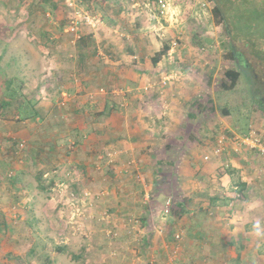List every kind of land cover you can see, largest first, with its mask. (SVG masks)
<instances>
[{
	"label": "rangeland",
	"instance_id": "1",
	"mask_svg": "<svg viewBox=\"0 0 264 264\" xmlns=\"http://www.w3.org/2000/svg\"><path fill=\"white\" fill-rule=\"evenodd\" d=\"M52 1L57 3L55 11L51 10ZM132 1L138 2L133 7L136 9L134 14L121 15L122 9L130 12ZM152 2L153 0H0V80L5 82V89L20 88L22 94L14 97L13 102L11 99L8 105L6 102L5 117L1 118L16 122L21 120L23 123L17 125L22 129L26 128V133L19 135L16 133L18 128L2 127L0 119V136L3 135L5 139L0 145V215L6 216L2 220L6 226L0 231V264H45L48 263L46 256L52 261L51 264H136L145 259L138 244L144 234L143 218H149L151 229L158 231L156 235H164L169 231L165 222L170 218L161 222L160 216L162 217V204L177 188L173 187L176 181L174 173L156 176L155 181L151 176L144 178L150 185L156 182L155 186L159 189L154 188V194L155 191H162L152 197L150 206L144 204V192L141 189L143 179L137 174H132L130 178L131 174L126 171V167L132 165L131 160L122 158L120 149L112 151L100 140L98 149L90 151V143L96 135L93 134L95 129L92 124L102 126L114 119V132L122 137H129L128 133L140 130L146 137L152 132L147 133V130L155 129L151 138L156 144L151 147L157 151L160 150L159 142H166V151L171 154V158L184 152L206 155L212 151L214 140L219 135L227 139L228 154L237 151L239 147L259 151L247 144L237 145L232 137L245 135L251 126L264 133V107L249 101L252 99L249 92L256 89L258 93L260 83L264 81V0H177L174 12L180 11L179 21L175 16L170 21H165L158 15ZM203 2L208 4L203 6ZM217 3L225 13V18L220 23L213 11ZM142 8L147 11L141 12ZM31 9L35 10L34 14H30ZM87 11L100 14L103 24L96 29L95 37L83 24L81 35L89 34L92 37L84 50L87 68L83 70L80 64L83 60L79 56V37L76 34L72 36L69 26L72 19ZM66 20L68 21L65 22ZM40 27H44L47 36L36 31V28L43 29ZM134 27L138 31H131ZM111 39L114 42L110 43ZM175 39H179V45L170 54L163 55L161 65L157 68L159 76L155 72L154 81L159 83L164 76L160 80L159 77L168 73V70H175V56L201 58L193 61L195 76L192 77H195L193 82L201 101L196 100L203 102L201 106H194L199 119H192L193 123L202 122L203 126L199 128L188 123L181 125L180 121L169 120L166 126L169 129L162 136L158 128L162 125V120L153 117L157 127L136 130L137 124L131 126L128 121H138V126H142V120H138V117L144 115L141 111L136 112L132 106L129 108L122 104L130 102L126 96L128 88L133 90L142 87L141 81L138 84L137 81H129L136 75L140 79L142 74H146L142 73L146 65L126 72L125 66L119 69L115 63L130 64L132 51H137L138 55H149V65L155 66L151 54L158 53L165 41L172 42ZM232 50L237 52L236 56L246 61V66L228 55ZM178 66H182L180 69L183 70L184 61ZM234 68L244 75L240 76L234 90H228L222 83L229 85L226 71ZM54 70L58 71V75L54 74ZM185 70L188 69L185 67ZM112 77L115 79L108 83ZM46 80L48 84H44L42 88L45 91L38 92L36 86ZM60 80L66 86L56 85ZM84 81L86 85L83 84ZM101 87L105 88V92L108 91L106 95L111 96L110 99L116 103L112 119L110 114L95 120L94 113L97 110L92 101L103 99L104 94L98 92ZM64 90L69 93L63 94ZM2 95L1 93L0 107ZM19 105H22V110L27 107L33 109L31 111H35L37 105L40 113L23 112L18 109ZM60 105L62 106L59 107ZM145 105L155 107L148 101ZM103 107L104 101L97 109L101 110ZM225 107L229 109V113L224 111ZM183 113L185 114L179 111L176 116L181 119L180 115ZM31 117L33 122L30 121ZM25 119L29 120L26 124ZM152 121L147 122L143 118V125L151 124ZM68 122L76 127L83 124L86 126L84 129L89 125L93 130H83L88 134L83 144L75 147L68 144V148L63 147L56 152L47 143L54 142L50 138L53 136L51 134H55L51 139H56L57 145L62 144L68 133L65 128ZM207 123H211L208 134L202 130ZM32 130L38 133H32ZM199 130L204 136H198ZM99 131L97 130L98 137L111 135V131L105 127L102 132ZM74 134L68 136L71 143L78 140ZM173 136L182 142L173 140ZM166 138L168 139L162 142ZM21 140L25 141L24 147L18 145ZM39 142L44 144L43 152L39 148ZM225 158L221 156L219 160L224 161ZM87 159H91L90 165L86 164L88 168L85 165ZM40 171L44 173L41 180L38 178ZM168 184L172 187H168ZM40 185L51 187V190H42ZM128 185L137 190L133 194L136 199L132 201L136 207L134 209L126 204ZM18 187H23V190ZM184 188L189 190V187ZM120 195L122 200L118 199ZM104 213L110 215L107 217ZM27 215L30 216L28 222ZM135 220L138 221V234H134L131 229ZM160 227L163 233H160ZM114 233L115 236L111 238ZM124 233L132 236L133 243L125 244L132 254L122 261L125 256L122 253V249L125 250L124 242L116 241L125 237ZM63 246L66 249L59 251L58 247ZM137 249L140 251H136ZM262 251L261 259L264 264V240ZM153 263L156 264V261Z\"/></svg>",
	"mask_w": 264,
	"mask_h": 264
},
{
	"label": "crops",
	"instance_id": "2",
	"mask_svg": "<svg viewBox=\"0 0 264 264\" xmlns=\"http://www.w3.org/2000/svg\"><path fill=\"white\" fill-rule=\"evenodd\" d=\"M137 4L138 2L132 1V8L130 7V12H125L128 11V9H122L120 14L123 16L133 15L136 11L133 7ZM119 5L122 4L119 3ZM143 11L146 12L147 10L142 8L141 12ZM178 13L180 15V11H178ZM137 27H139L138 23ZM137 27H134V30L138 31ZM38 28H36V31L41 30ZM40 28L44 29V27ZM91 31L95 37L96 31ZM111 42H114V40L111 39L110 43ZM110 48L112 49V46ZM151 56V60L153 62L155 53L151 54ZM175 57L177 58V60L173 63L175 70H168V73L159 77L160 80L163 76L168 75L173 76V79H170L168 84L162 87L160 85L161 81H159V83L158 81H154L155 72H157L159 76V70H157V68H159V64L161 65L162 59L155 66H150L149 55H138L137 51H132V58L130 60L131 63H127L125 67L127 68L126 72H128V70L130 72L131 69L134 70L135 68L141 67L140 65H146L142 71V73L146 74H142L140 78L141 80L139 79V75H136L129 81L132 83L137 81V84L141 81L142 87L133 90L128 88L126 96H128L127 99L130 102L125 101V103L122 104L128 105L129 108L132 106L136 112L141 111L144 115V117H138V120H142V126H138L140 124L138 121L135 122L134 120L133 123L128 121L131 126H133L134 123L137 124L136 126L138 128H136V130H140L139 128L151 129L153 126L157 127L158 125H154L156 124V121L153 117H158L159 120H162L160 121L162 125L158 126L160 130L159 132H162V136H164V133L167 132L166 129H169L166 127L168 126L169 120L180 121L181 125L188 123L202 128V122L201 124L193 123L192 119H199V114L196 113L197 110L194 106H201L203 102L199 103L196 100H200L197 96L199 91L197 87L194 86L195 84L193 79H195V77H192L194 75L193 65L195 63L193 61H199L201 58L190 56L189 60L186 57ZM181 61H184L185 65L183 70L180 69L182 66H178ZM185 67L188 70H185ZM165 68L167 69L168 67ZM56 73L58 75V71L54 70V74ZM149 75L150 77H148ZM113 78L114 77L109 79V81H112ZM189 80H191V82H189ZM47 81L48 80L42 81V83L38 84L36 86V90L38 92L40 90L45 91L42 90V88L44 87V84H48ZM4 83L0 80V94H3L2 107H0V119H2V116L5 117L4 111H6V102L8 105V102L10 103L11 99L13 102L14 98L8 96L9 89L7 90L4 88ZM83 84L86 85V81H84ZM56 85L66 86L65 82L61 80L60 82L57 81ZM168 85L170 87H168ZM25 86L27 87L26 84ZM10 89L16 92V97H18L19 93L22 95L20 88L12 87ZM62 93L68 94L69 92L68 90H64ZM117 94L120 93L117 92ZM34 100L32 99V101ZM96 101L93 100L92 102L96 103ZM147 101L154 104L155 107L145 105ZM155 101L156 103H153ZM36 102L38 101L36 100ZM113 103L116 104L115 102ZM23 106L25 107V105ZM37 107L38 106L36 105L35 111L38 110ZM18 109H21L23 112H33L31 111L33 109H29L27 107L22 110V105H19ZM113 111L114 110L111 111V119L114 116ZM179 111L185 112V114L183 113L180 115L181 119L179 116H176V114H179ZM143 118L146 119L147 122L151 120L153 121L151 124H145L144 122L145 125H143ZM113 120L109 123L106 122L102 124V126L98 123L92 124L95 130H100L99 132H102L105 127L107 130L111 131V135L106 137H98L97 135L93 136L94 138L89 147L90 151L98 149L97 144L100 140L104 142L103 144H105L106 147L112 149V151L116 148L120 149L122 151L121 157L125 159L128 158V161L131 160L132 165H127L126 167V171L131 174V176L129 175L130 178H132V174H137V176L141 175V179H143L144 182L143 187H141L144 192L143 203L148 204L149 206L151 204L152 197L155 194L159 195L158 192L161 193L162 191H155L154 194L153 189H159V187L155 186L156 182L150 185V182L146 183L144 178L146 176H151V179H154L156 176H161V174L166 175L173 172L176 177L173 187L177 188L174 193H172L173 195L167 196L166 200L171 198L173 201L172 207L174 205V201L183 202L185 208V213L179 216L178 214L173 215L171 209L169 216L170 219L165 222V225L168 224L167 226L169 231L164 235H156V232L158 231L151 229L149 218H143L142 232L144 234L142 235V240L138 243L141 251L138 249L136 251L143 252L142 256L145 259H142V261L138 263L155 264L153 262L156 261V264H163V261L165 260V264H262V240H264V154L260 151L246 150L239 147L237 148V151H232L226 157L229 159L228 161H230L226 172L221 163L223 161H220V157L218 156H212L208 160L205 159V155H201L200 153L189 154L184 152L176 158H171V154L166 151L165 147V144H167L165 140L169 137L162 139V142L165 143L159 142L160 150L155 151V149L151 147L156 144L151 138L154 136V132L156 131L155 129L147 130V133L150 131L152 132L146 137L144 133H140L142 130L132 134L128 133L127 135H129V137H122L114 132L116 123ZM30 121L33 122V117H31ZM21 122L23 123L21 120L16 122V120L5 118L2 119V127L18 128L19 131L17 130L16 133L23 135L26 133V128L22 129L17 125ZM27 122H29V120L25 119L24 124ZM163 123H165V125H163ZM210 125L211 123H207L206 127L202 129L203 131H206V134H208V131L211 128ZM124 126L125 125H123V127ZM79 127L86 131V129H84L86 128L85 125L82 124ZM65 128L69 131L76 128V125L69 124L68 122V125H66ZM205 128L206 130H204ZM36 131L34 132L38 133ZM258 131L262 134L261 137L264 138L263 131H261V129H258ZM34 132L32 130V133ZM10 133L11 132H9V134ZM199 134V137L204 136L201 132ZM51 135H53L51 138H54L55 134ZM177 135L179 134H176V136ZM2 138H4L3 135L2 137L0 136V145H2ZM51 138L50 141L52 140V142H57L56 139ZM175 138L176 137L173 136V140L177 141ZM232 138H235L236 143L238 138ZM96 139H98V142H96ZM177 142L182 141L178 140ZM236 144L238 145V143ZM127 145L128 147H126ZM87 160L88 161H85V165H90L91 159ZM117 162L120 163L121 161ZM0 166H2L1 159ZM121 166L122 165H120V167ZM86 168H88V165H86ZM0 169V187H2V168ZM222 169L223 171L225 170V175H221L220 171H222ZM119 171L121 172V170ZM116 172L118 173V169ZM167 186L172 187L170 184ZM234 186H238L239 191L243 189L242 195H245V198L241 199L240 197H237ZM184 187H189V190ZM18 189L23 190V187H18ZM136 191L137 190H134V187L132 189V185L126 186V196L128 197L126 198V204L133 209L136 208L135 205L132 204V201L136 200L133 195ZM237 198L240 200H236ZM118 199L122 200V195H120V197L118 196ZM1 203L2 202L0 201V205H2ZM163 207L164 204H162L161 209H163ZM1 210L2 208L0 207V211ZM117 210H119V208ZM27 217L28 219H26V221L28 222L30 216L27 215ZM2 218L5 219L6 216L4 214L0 215L1 226ZM160 219L161 222H163L164 219L161 216ZM160 229L162 228L160 227ZM160 233H163V229ZM125 235H123L125 237L117 239L116 241L124 242L125 250L122 249V253H124L125 256L122 257V261L128 256L130 257L132 254L130 248L125 245L133 243L131 238L132 236L127 234ZM139 246L137 247L139 248ZM143 250H145V252ZM126 262H128V260H126Z\"/></svg>",
	"mask_w": 264,
	"mask_h": 264
},
{
	"label": "trees",
	"instance_id": "3",
	"mask_svg": "<svg viewBox=\"0 0 264 264\" xmlns=\"http://www.w3.org/2000/svg\"><path fill=\"white\" fill-rule=\"evenodd\" d=\"M218 5H214V9H213V11L215 12V14L217 15V18H219V23L221 22V20L223 19V18H225V13H224V10H223V8H222V6L220 5L219 6V3H217ZM57 3L55 2V1H52L51 2V10H53V11H55L56 9H57ZM35 7V6H34ZM30 12H31V14H34L35 13V10L34 9H31L30 10ZM70 19V18H69ZM68 20H66L65 22H67ZM84 26L82 25L81 26V34H82V32H83V28ZM88 28V27H87ZM89 29V28H88ZM132 31H135L134 29H132ZM39 33H43L45 36H47V33H44L45 32V30L44 29H41L40 31H38ZM48 35H49V37H50V32H48ZM88 38V39H87ZM90 38H91V36L88 34V35H85V34H83V35H81V38L78 40V42H79V47H80V53H79V56H80V60H83V63H80L82 66H83V70H85L86 68H87V63H86V57H87V55H86V53L84 52V50H85V48H86V46L88 45V43H89V40H90ZM78 47V48H79ZM170 48H171V44H170V41H165L163 44H162V47H161V49H160V51H158V53H156L155 54V56L153 57V62H154V64L156 65V64H158L159 63V61L161 60V58L163 57V55H166V54H168V52H169V50H170ZM132 51V50H131ZM111 53H113V51H111ZM236 53L237 52H234L233 50L231 51V52H229V56L231 57V58H233V59H237L238 60V63H243L245 66H246V61L243 59L242 60V58H240L239 56H236ZM114 58H116L115 56H114ZM112 60H114L113 58H112ZM126 65L127 64H125L124 65V63H119V64H117V65H115L117 68H119V69H121V68H123V66H125L126 67ZM110 75V73H108V76ZM241 75H244V73L242 72V71H240V70H238V69H230V70H227L226 71V77L230 80V83H229V85L228 84H224V83H222L223 85L222 86H224L226 89H228V90H234L235 89V86H236V84H237V82L239 81V79H240V76ZM108 83L110 82L111 83V81H107ZM253 89H254V87H253ZM257 90L256 89H254V91L252 90V91H250L249 92V95L250 94H252L251 95V98L252 99H249V101L251 102V103H253V102H256V103H258V104H262L261 102H260V100H259V97H258V95H257V92H256ZM107 93H108V91H106ZM252 92H254V93H252ZM8 93H9V97H16L17 96V94H16V92L14 91V90H12V91H8ZM106 93L103 95L104 97H103V99L101 98L100 100H98V101H96V103L95 104H93V106H94V108L96 107V110H97V112H95L94 113V117L96 118L95 120H97V118L98 117H101V116H104V115H110L111 114V111L112 110H114V107H115V104L112 102V100L110 99V97L111 96H109V95H106ZM258 100V101H257ZM102 101H104V107H103V109L102 110H98L97 109V106L102 102ZM230 101V100H229ZM34 102H36V101H34ZM254 104V103H253ZM97 105V106H96ZM59 107H61V106H59ZM224 111L226 112V113H229V109H227L226 107L224 108ZM30 114H32V113H40V111H39V109L37 110V111H33V112H29ZM29 113H27L28 115H30ZM84 115V114H83ZM98 115V116H97ZM63 116V115H62ZM62 118H64V117H62ZM63 122H65V120H63ZM94 129V128H93ZM93 129H91L90 127H89V125H88V127H87V129H86V131L87 132H90L91 130H93ZM74 134L76 137H78V140H75L74 141V143H71V142H69V140H68V136L70 135V134ZM100 133V132H99ZM64 134H65V132H64ZM93 134H98V132H97V130L95 131L94 130V133ZM66 135V134H65ZM87 133H85L84 131H83V129L82 128H80L79 126H77L76 128H73V129H71V130H69L68 131V133H67V135H66V137H64V139H63V142H62V144H59V145H57L56 143L57 142H53V143H47L48 145H50V147L51 148H53V150L54 151H56L57 152V150L59 151V149L61 150V148H63V147H66V148H68L67 147V145L68 144H71L70 145V147H72V145L75 147V146H77V145H81V144H83L84 143V140L86 139V137H87ZM3 140H5L4 138H2V141ZM19 143H20V141L18 142V145H19ZM38 145H39V148H43L42 146L44 145V144H41V142H39L38 143ZM38 147V146H37ZM70 151H71V149H69ZM44 150L42 149L41 150V152H43ZM53 151V152H54ZM227 169L228 168H225V170H226V172H227ZM225 170L223 171H220L221 172V175H225ZM44 176V173H43V171H40V173L38 174V178L41 180L42 179V177ZM16 183V182H15ZM54 183V182H53ZM41 187H40V189H42V190H51V187H43V185H40ZM241 190V189H240ZM241 192H242V194H243V189L241 190ZM243 198H245V195L243 196L242 195V197H241V199H243ZM183 213H185V208H184V203L183 202H179V201H174V205H173V207H172V214L173 215H176V214H178V216L179 215H182ZM2 220H5V219H2ZM3 226H6V224H4V221H2V226H1V224H0V231L2 230V227ZM66 249V247H58V250L59 251H63V250H65ZM46 259L48 260L47 262L48 263H45V264H51V262L52 261H50L48 258H47V256H46ZM42 264V263H41Z\"/></svg>",
	"mask_w": 264,
	"mask_h": 264
},
{
	"label": "built area",
	"instance_id": "4",
	"mask_svg": "<svg viewBox=\"0 0 264 264\" xmlns=\"http://www.w3.org/2000/svg\"><path fill=\"white\" fill-rule=\"evenodd\" d=\"M156 9H157V13L161 18H164L165 21H170L171 18H173L174 16L177 17V21H179V13L176 10L174 12L175 6H174V0H153L152 2ZM206 4H208L207 2H203V6H205ZM176 21V22H177ZM84 24V26H87L89 29L96 31V29L100 28L103 24V19L100 16V14L95 13V12H83L80 13L76 19H72L70 22V26H69V31H71L72 36L73 35H77V37H79L78 39L81 38V26ZM79 34V35H78ZM77 39V40H78ZM179 39H175L174 41L170 42L171 44V48L168 52V54H170L171 52L174 51V49L176 48V46L179 45ZM170 79H173V76H164L162 81L160 82V85L163 87L165 86L168 81ZM100 94H105V88L101 87L99 89ZM66 100V98L64 99ZM64 100L62 101V103H64ZM62 106V105H60ZM262 134L259 133L258 129H256V127L251 126L249 131L243 135V136H239L236 137L238 138V140L236 141V143H238V145H243V144H247L253 148H256L257 150H259L262 154H264V138L261 137ZM20 147H24L25 146V141L21 140L19 143ZM73 146V145H72ZM227 139L223 136V135H219L216 137V139L214 140V145H213V149L211 152L207 153L205 155V159H210V157L212 156H218V157H227L229 154L227 153ZM228 158H225V160L223 161V169L224 168H228L229 167V162ZM222 169V170H223ZM236 189V195L237 197H242V192L239 191L238 186H234ZM172 203L173 201L171 200V198H168L165 203H164V207L163 210L161 211L162 214V218L164 220L169 219L170 213H171V209H172ZM108 211V210H107ZM105 215H107V217L110 215L109 213H104ZM131 220V219H130ZM137 223L138 221L135 220L134 223H132L131 229L133 231L134 234H138L136 231L137 228ZM160 231H162V229H160ZM116 233H114L113 235H111V238H113L115 236Z\"/></svg>",
	"mask_w": 264,
	"mask_h": 264
},
{
	"label": "flooded vegetation",
	"instance_id": "5",
	"mask_svg": "<svg viewBox=\"0 0 264 264\" xmlns=\"http://www.w3.org/2000/svg\"><path fill=\"white\" fill-rule=\"evenodd\" d=\"M260 102L262 103L261 106L264 107V81L260 83V90L257 93Z\"/></svg>",
	"mask_w": 264,
	"mask_h": 264
}]
</instances>
